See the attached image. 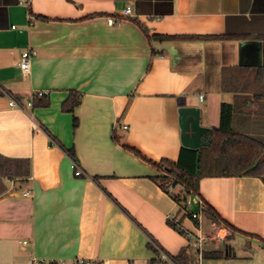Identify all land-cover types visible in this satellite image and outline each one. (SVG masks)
Returning <instances> with one entry per match:
<instances>
[{"label":"crops","instance_id":"1","mask_svg":"<svg viewBox=\"0 0 264 264\" xmlns=\"http://www.w3.org/2000/svg\"><path fill=\"white\" fill-rule=\"evenodd\" d=\"M263 36L264 0H0V156L30 165L25 177L3 178L0 264H170L158 262V248L172 258L189 249L168 216L199 228L159 185L165 173L152 162L177 161L181 106L200 107L214 130L230 103L232 129L263 135L264 100L253 94ZM28 50L36 54L24 74ZM72 90L80 102L63 111ZM172 191L185 195L180 185ZM198 197L222 219L202 212L211 220L207 230L201 218L202 233L221 236L204 250L224 254L207 260L243 264L264 254V176L204 177L199 195L186 196L197 207Z\"/></svg>","mask_w":264,"mask_h":264},{"label":"trees","instance_id":"2","mask_svg":"<svg viewBox=\"0 0 264 264\" xmlns=\"http://www.w3.org/2000/svg\"><path fill=\"white\" fill-rule=\"evenodd\" d=\"M150 38L160 40H172L179 36L176 35H148ZM264 37V36H263ZM254 83L256 90L253 92L255 99L264 100V67L254 70ZM0 88V95H3ZM81 94L77 91H71L68 99L63 103V111L73 112L75 106L80 102ZM42 102L40 105H47ZM33 105L35 102L33 101ZM233 105L224 102L221 109V125L212 130L210 144L199 149L182 147L176 162L162 160L161 162H152L154 166L164 171L165 176L157 179V182L166 191L173 194V197L184 209L187 195H199L200 180L204 177L212 176H264V141L261 138L247 134L236 133L232 129L233 123ZM78 125L74 118V128ZM129 147V146H127ZM136 154H142L132 147H129ZM66 152L76 160L73 149ZM144 157V156H142ZM29 162L22 159H8L0 156V194L5 190L3 178L25 177L29 174ZM180 185L185 192L184 196L180 193L175 194L169 187ZM204 212L214 222H222V219L209 206H205ZM186 214L192 217L191 213ZM196 225L198 221L194 219ZM174 225V224H173ZM175 226V225H174ZM181 232V230L175 226ZM182 233V232H181ZM224 254L220 250H204L200 259L198 253L192 249L182 251L178 256L173 257L178 264H200L204 259H221Z\"/></svg>","mask_w":264,"mask_h":264},{"label":"built area","instance_id":"3","mask_svg":"<svg viewBox=\"0 0 264 264\" xmlns=\"http://www.w3.org/2000/svg\"><path fill=\"white\" fill-rule=\"evenodd\" d=\"M132 13V10L130 8L124 10L125 15H129ZM109 24H113L115 22L114 18H109L108 20ZM36 52L34 50H28L22 53L20 60H19V66L21 67V70L23 71L24 74H29L31 72V66H32V58ZM39 97H42L44 95V91H39L37 94ZM201 100L204 98V95H200ZM33 100L34 96H30L28 98V105L33 106ZM10 105L13 107H20L19 103L16 100L11 99ZM36 125V124H35ZM51 145H57L58 143L52 138L51 140ZM72 163L71 167L74 170L75 176H81L83 174V171L79 168L78 162L74 159L71 158ZM169 189L172 191L173 187H169ZM25 195H29L30 191H26L24 193ZM193 200H186L184 203L186 210L191 213L192 217L188 216L190 219L194 220L196 219L199 223L197 227L199 228L198 233L193 232L191 230L186 229L184 226H182L181 222L177 220L176 218H173L172 216H168V219L176 226L178 227L182 234L187 238L189 241V246L192 250L196 251L201 259L203 251H204V242L208 239L211 240H219L221 236L219 233L215 232L213 235H206L203 234L201 229H200V223H201V213L204 212L205 210V205L203 200H201L199 197L197 199V204H198V209L196 211H191L190 206L192 205ZM214 228V226H212ZM23 245L28 244V241L24 240L21 241ZM159 250V256L157 258L159 263H170V264H178L172 256L158 248ZM29 262L31 264H91L90 260L84 259V258H75V259H58V260H46L43 258H37V257H32L30 258ZM149 264H154L153 262H149Z\"/></svg>","mask_w":264,"mask_h":264},{"label":"water","instance_id":"4","mask_svg":"<svg viewBox=\"0 0 264 264\" xmlns=\"http://www.w3.org/2000/svg\"><path fill=\"white\" fill-rule=\"evenodd\" d=\"M178 112L182 145L192 149L208 146L210 139L207 137L212 130L202 124V109L188 105L181 106Z\"/></svg>","mask_w":264,"mask_h":264},{"label":"rangeland","instance_id":"5","mask_svg":"<svg viewBox=\"0 0 264 264\" xmlns=\"http://www.w3.org/2000/svg\"><path fill=\"white\" fill-rule=\"evenodd\" d=\"M251 90H252V88L250 87L249 91H251ZM255 90L256 89H253V91H255ZM245 128H246L245 125H242V124L239 125V126L236 125V126H234L233 131L236 132V133H249V132H247L245 130ZM258 137H260L264 141V133H263L262 136H261V133H260V135ZM4 183H5V179H4ZM188 200H192V199L189 198ZM197 209L198 208H197L196 204L192 203V205L190 206V210L191 211H196ZM201 218H202L203 227H205L207 230H210L211 220L205 214H203ZM209 243H211V242H206L204 246L206 248L211 247V246H208ZM246 243H247V245H250V243H255V242H250L248 240ZM237 249H238V246L235 244V250H237ZM250 255H252V253ZM231 262H233L232 259H228V260H225V261H213V260L204 259V260L200 261V264H235V262H233V263H231ZM238 262H241V260H239ZM243 264H264V254L261 252V254L258 253V256H255V257L253 256V259L250 261V263H248L246 261V259H244Z\"/></svg>","mask_w":264,"mask_h":264}]
</instances>
